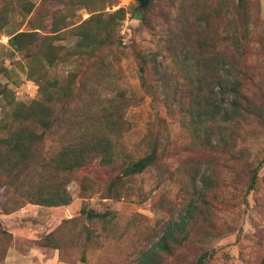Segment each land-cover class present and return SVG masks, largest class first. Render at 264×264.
Returning a JSON list of instances; mask_svg holds the SVG:
<instances>
[{
  "label": "rangeland",
  "instance_id": "rangeland-1",
  "mask_svg": "<svg viewBox=\"0 0 264 264\" xmlns=\"http://www.w3.org/2000/svg\"><path fill=\"white\" fill-rule=\"evenodd\" d=\"M0 264H264V0H0Z\"/></svg>",
  "mask_w": 264,
  "mask_h": 264
},
{
  "label": "trees",
  "instance_id": "trees-1",
  "mask_svg": "<svg viewBox=\"0 0 264 264\" xmlns=\"http://www.w3.org/2000/svg\"><path fill=\"white\" fill-rule=\"evenodd\" d=\"M151 162H152V155H148L147 157L139 159L136 162H134L131 165H129L128 169L125 171L124 174L133 175L135 173H138V172L142 171L145 167H147ZM253 172L254 173L252 174V177H251V183L254 181V178L256 176V169H254ZM119 179H121V178L117 177V180H119ZM65 200H66L65 195H60L59 199L58 200L56 199V202H64ZM45 202H47L48 204H53V201H45ZM93 216L103 217L102 214L93 213V214L89 215V218L91 219V217H93ZM162 244H163L162 241L157 243L158 246H162ZM152 253H153V251H152ZM204 256L205 255L203 254L200 257L201 262H202V258Z\"/></svg>",
  "mask_w": 264,
  "mask_h": 264
},
{
  "label": "water",
  "instance_id": "water-1",
  "mask_svg": "<svg viewBox=\"0 0 264 264\" xmlns=\"http://www.w3.org/2000/svg\"><path fill=\"white\" fill-rule=\"evenodd\" d=\"M138 1L140 2L141 6H144L148 2V0H138Z\"/></svg>",
  "mask_w": 264,
  "mask_h": 264
}]
</instances>
